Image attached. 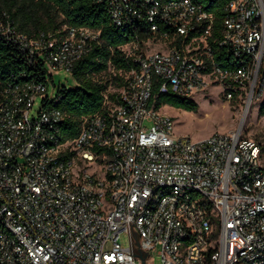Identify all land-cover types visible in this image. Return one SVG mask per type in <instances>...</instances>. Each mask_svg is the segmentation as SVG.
I'll list each match as a JSON object with an SVG mask.
<instances>
[{
    "label": "built area",
    "instance_id": "built-area-1",
    "mask_svg": "<svg viewBox=\"0 0 264 264\" xmlns=\"http://www.w3.org/2000/svg\"><path fill=\"white\" fill-rule=\"evenodd\" d=\"M98 1L116 27L152 36L122 48L123 84L74 140L63 137L50 82L72 73L100 33L29 39L0 21L30 66L46 68L42 80L0 85V264H143L141 255L151 264L156 249L162 264H264L261 146L241 131L177 136L152 102L156 89L194 100L218 87L260 108L264 0Z\"/></svg>",
    "mask_w": 264,
    "mask_h": 264
},
{
    "label": "trees",
    "instance_id": "trees-1",
    "mask_svg": "<svg viewBox=\"0 0 264 264\" xmlns=\"http://www.w3.org/2000/svg\"><path fill=\"white\" fill-rule=\"evenodd\" d=\"M207 9L221 16L219 6L208 2ZM6 18L18 33L29 39H37L42 34L63 38L70 28L100 33V42L93 44L92 51L76 63L71 73L76 88L60 89L56 95L60 101L55 106L62 113L61 130L66 141L76 139L84 121L101 112L103 95L110 86L117 89L123 84V76L130 70L131 62L122 48L134 42L142 47L152 36L146 28L124 30L116 27L107 5L98 0H0V21ZM45 72L42 62L31 67L18 44L0 33L1 86L42 80ZM109 74L112 80L105 81L103 77ZM152 102L156 110L165 106L190 112L199 110L193 99L161 94L157 89ZM259 114L264 116V104Z\"/></svg>",
    "mask_w": 264,
    "mask_h": 264
},
{
    "label": "rangeland",
    "instance_id": "rangeland-1",
    "mask_svg": "<svg viewBox=\"0 0 264 264\" xmlns=\"http://www.w3.org/2000/svg\"><path fill=\"white\" fill-rule=\"evenodd\" d=\"M152 49L161 50L162 47L158 44ZM103 79L110 81L112 75H106ZM76 86L71 73L53 72V82H50L49 94L56 96L60 89L72 90ZM194 101L199 105L198 112L169 106L162 108L163 114L173 118L177 136H187L193 141H199L214 133L241 131L242 138L252 140L261 146L264 161V116L259 114V106L253 104L251 108H248L244 102L227 101L225 94L218 87H208L202 93L197 94ZM39 106L40 101L38 100L35 109L37 110ZM120 243L128 247L130 245L128 236L122 234ZM149 260H151V264H162L158 249L149 254Z\"/></svg>",
    "mask_w": 264,
    "mask_h": 264
},
{
    "label": "water",
    "instance_id": "water-1",
    "mask_svg": "<svg viewBox=\"0 0 264 264\" xmlns=\"http://www.w3.org/2000/svg\"><path fill=\"white\" fill-rule=\"evenodd\" d=\"M140 259L142 260V263H143V264H146V258H145L144 256L141 255V256H140Z\"/></svg>",
    "mask_w": 264,
    "mask_h": 264
}]
</instances>
